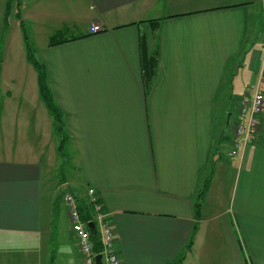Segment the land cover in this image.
<instances>
[{
	"label": "crops",
	"instance_id": "crops-1",
	"mask_svg": "<svg viewBox=\"0 0 264 264\" xmlns=\"http://www.w3.org/2000/svg\"><path fill=\"white\" fill-rule=\"evenodd\" d=\"M17 1L20 19L51 33L41 61L75 151L77 198L99 196L120 264H169L194 224L182 261L264 264V107L243 156H229L246 88L261 78L264 91V0ZM153 54L147 85L141 64ZM34 71L19 80L16 113L0 111V264L64 254L41 151L53 123Z\"/></svg>",
	"mask_w": 264,
	"mask_h": 264
},
{
	"label": "rangeland",
	"instance_id": "rangeland-1",
	"mask_svg": "<svg viewBox=\"0 0 264 264\" xmlns=\"http://www.w3.org/2000/svg\"><path fill=\"white\" fill-rule=\"evenodd\" d=\"M8 5L9 11L5 12L2 21L0 19V111L7 110L12 115L16 113L15 108L21 104V98L18 96V92L21 90L19 80H25L29 72H33L35 75L34 68L27 59L25 43L29 44L34 57L42 62V50L46 45L47 37L51 33L41 30V19L37 20L35 24L32 18L20 19L18 14V5L20 4L17 0H9ZM262 14H260V9L258 8L257 21L261 23ZM68 35L70 34L67 32H57L54 37H67ZM37 95L39 104L44 112L43 116L45 114L51 121V116L41 101L39 92ZM236 101H238V98ZM51 130L52 137L50 140L46 137V141L41 145V151L48 160L46 161L49 168L45 172H47L54 189L52 217H54L55 224L60 229V236L54 242V249L57 248L58 252L64 253L57 254L54 264H80L73 243L74 235H71L73 239H70V242L67 240V224L70 226V223L68 218H66L67 209L63 202V195L67 191H69L67 193L73 192L77 197L81 194V188L79 187L81 180L74 166L75 151H73L68 138L62 141V137L67 136L65 128L59 134L53 127H51ZM71 256H73L72 262ZM182 262L183 264H195L194 253L192 252L185 262Z\"/></svg>",
	"mask_w": 264,
	"mask_h": 264
},
{
	"label": "built area",
	"instance_id": "built-area-1",
	"mask_svg": "<svg viewBox=\"0 0 264 264\" xmlns=\"http://www.w3.org/2000/svg\"><path fill=\"white\" fill-rule=\"evenodd\" d=\"M90 32L100 30L97 24L91 25ZM262 79L258 78L250 84L242 97L233 124L232 145L229 150L231 158L242 157L253 138L258 133L260 122L258 115L264 107V91L261 89ZM86 195L92 208V217L87 221L81 219L77 203L73 195L64 193L63 202L67 209L70 230L75 237L80 264H96L95 257L100 255L101 264H120L119 256L115 249L114 231L103 210V205L93 188H87ZM92 222L95 233L100 242L99 251H95L94 242L90 238L88 223Z\"/></svg>",
	"mask_w": 264,
	"mask_h": 264
},
{
	"label": "trees",
	"instance_id": "trees-1",
	"mask_svg": "<svg viewBox=\"0 0 264 264\" xmlns=\"http://www.w3.org/2000/svg\"><path fill=\"white\" fill-rule=\"evenodd\" d=\"M60 41L61 40H51L49 44L51 45L54 43H60ZM25 44H26V49H27L26 50L27 59L32 64V66L35 68L37 72V85H38L39 96L51 116L53 128L59 134L65 128L64 114L60 110L59 106L57 105L53 97V94L51 92V89L49 87L48 74H47L45 65L34 57V54L30 50L29 44H27V42ZM141 67H142V75H143L144 82L148 85L151 83L152 79L154 78L155 72H156L157 54L156 55L153 54L152 56H150V58L145 59L142 62ZM65 139L66 137H62V141H64ZM203 192H204V189L201 191L202 195H203ZM74 198L76 200L77 208L81 216V219L84 221H87L88 219L92 217L91 204L89 203L88 199L86 200L83 197L78 199L77 196H75ZM196 206H198V202L196 203ZM196 229H197V224H194L191 238L189 239L186 247L177 256V258L171 261L169 264H179L182 261L184 257V252L189 250V248L191 247L192 238H193V235ZM90 238L94 242L95 251H99L100 242L98 241V234L91 233Z\"/></svg>",
	"mask_w": 264,
	"mask_h": 264
},
{
	"label": "water",
	"instance_id": "water-1",
	"mask_svg": "<svg viewBox=\"0 0 264 264\" xmlns=\"http://www.w3.org/2000/svg\"><path fill=\"white\" fill-rule=\"evenodd\" d=\"M88 227L90 228L91 233L94 234L95 229H94V225L92 222L88 223ZM95 262H96V264H101L100 255H96Z\"/></svg>",
	"mask_w": 264,
	"mask_h": 264
}]
</instances>
